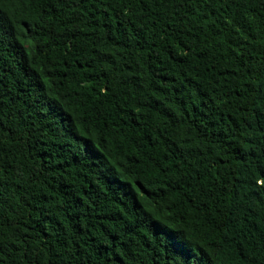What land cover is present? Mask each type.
<instances>
[{"label":"trees","instance_id":"trees-1","mask_svg":"<svg viewBox=\"0 0 264 264\" xmlns=\"http://www.w3.org/2000/svg\"><path fill=\"white\" fill-rule=\"evenodd\" d=\"M0 264H264V0H0Z\"/></svg>","mask_w":264,"mask_h":264}]
</instances>
